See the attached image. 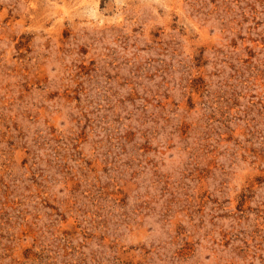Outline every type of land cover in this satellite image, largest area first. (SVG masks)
Masks as SVG:
<instances>
[{
    "label": "rangeland",
    "instance_id": "1",
    "mask_svg": "<svg viewBox=\"0 0 264 264\" xmlns=\"http://www.w3.org/2000/svg\"><path fill=\"white\" fill-rule=\"evenodd\" d=\"M0 264H264V0H0Z\"/></svg>",
    "mask_w": 264,
    "mask_h": 264
}]
</instances>
